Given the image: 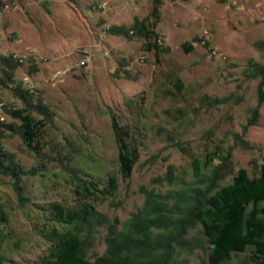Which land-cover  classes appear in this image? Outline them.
Segmentation results:
<instances>
[{
    "label": "rangeland",
    "instance_id": "rangeland-1",
    "mask_svg": "<svg viewBox=\"0 0 264 264\" xmlns=\"http://www.w3.org/2000/svg\"><path fill=\"white\" fill-rule=\"evenodd\" d=\"M151 7L152 0H0V54L22 58L17 80L53 112L42 139L44 151L59 142L89 163L102 154L100 176L117 174L118 183L98 209L120 222L143 203L145 189L172 187L156 179L169 165L179 180L192 181V156L202 162L214 145L233 144L257 103L258 79H246L244 68L250 58L264 62L256 45L264 40V0H162L153 25L163 48L159 53L145 49L137 35L106 32L110 25L128 26L135 18L152 24ZM195 37L201 40L184 52L181 44ZM32 63L37 70L29 73ZM171 76L181 80L180 91ZM230 94V101L217 105L201 101L204 95ZM4 106L21 103L1 87L0 121H15ZM110 112L132 129V141L140 148L128 178L117 170ZM243 138L253 146H235L231 159L235 169L245 167L251 174V160L264 156V102L257 124ZM1 142L26 168L38 171L24 177L28 201L23 207L11 178L0 172V201L13 230L2 240L8 258L4 264H30L49 245L33 232L30 217L46 202H73L74 194L60 166L28 149L18 134L6 132ZM104 232L101 227L91 258L103 252ZM200 256L186 264H205ZM242 257L236 255L228 264H238Z\"/></svg>",
    "mask_w": 264,
    "mask_h": 264
},
{
    "label": "trees",
    "instance_id": "trees-1",
    "mask_svg": "<svg viewBox=\"0 0 264 264\" xmlns=\"http://www.w3.org/2000/svg\"><path fill=\"white\" fill-rule=\"evenodd\" d=\"M161 4L162 0H152V24L146 23L147 18H135L128 26L110 25L106 32L126 37L137 35L145 41V49L159 53L163 48L153 25L159 20ZM196 40L201 39L184 41L181 44L184 52L192 51ZM256 45L264 55V40L256 41ZM22 64V58L13 53L0 54V88H8L21 103L12 108L4 106L15 121H0V172L11 178L18 205L23 207L28 201L24 177L35 176L38 171L34 166L26 168L3 146L1 140L6 132L15 133L28 149L60 166L74 194L73 202H46L30 217L33 232L49 244L30 264H186L200 255L205 264H228L239 254L243 257L238 264H264V156L261 161L251 160V174L245 167L235 169L231 159L235 146H253L243 134L249 126L257 124L259 108L264 102V62L250 58L244 68L246 79H258L257 103L250 109L241 133L234 134L233 144L214 145L202 162L192 156V181L179 180L169 165L168 171L156 179L172 187L164 192L145 189L143 203L123 222L117 216L110 219L98 209L100 203L114 194L118 183L117 174L108 172L100 176L104 167L102 154L96 153V161L89 163L59 142L44 151L42 139L46 126L53 120V112L22 80H17L16 70ZM36 70L32 63L28 72ZM171 78L180 91L181 80L176 76ZM231 97V94L204 95L201 101L212 106L228 102ZM110 128L117 170L128 178L140 157V148L132 141V129L121 124L113 112H110ZM68 146L72 148V142ZM175 146L185 149L177 142ZM215 159L218 161L214 162ZM9 221L6 207L0 201V264L8 259L2 240L13 233ZM101 227L105 228L102 235L105 247L91 258L90 250Z\"/></svg>",
    "mask_w": 264,
    "mask_h": 264
},
{
    "label": "bare ground",
    "instance_id": "bare-ground-1",
    "mask_svg": "<svg viewBox=\"0 0 264 264\" xmlns=\"http://www.w3.org/2000/svg\"><path fill=\"white\" fill-rule=\"evenodd\" d=\"M30 90V89H29ZM31 91V90H30Z\"/></svg>",
    "mask_w": 264,
    "mask_h": 264
}]
</instances>
